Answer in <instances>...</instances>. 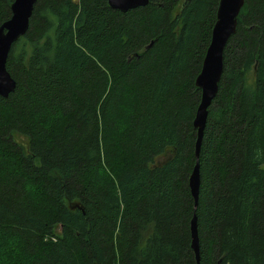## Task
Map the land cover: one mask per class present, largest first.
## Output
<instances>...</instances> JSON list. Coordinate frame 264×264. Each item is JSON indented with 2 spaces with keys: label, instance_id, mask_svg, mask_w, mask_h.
Instances as JSON below:
<instances>
[{
  "label": "trees",
  "instance_id": "16d2710c",
  "mask_svg": "<svg viewBox=\"0 0 264 264\" xmlns=\"http://www.w3.org/2000/svg\"><path fill=\"white\" fill-rule=\"evenodd\" d=\"M220 1L38 0L0 95V264H264V0L224 51L197 209L190 187Z\"/></svg>",
  "mask_w": 264,
  "mask_h": 264
},
{
  "label": "water",
  "instance_id": "95a60500",
  "mask_svg": "<svg viewBox=\"0 0 264 264\" xmlns=\"http://www.w3.org/2000/svg\"><path fill=\"white\" fill-rule=\"evenodd\" d=\"M37 2L38 0H14L11 6V17L0 25V95L5 98L9 97L17 87L16 79L7 68L8 57L13 44L28 32ZM108 2L112 8L125 12L132 8L146 6L150 0H108ZM244 4L245 0L220 1L211 43L204 58L202 69L196 78V85L202 90L201 102L194 120V125L198 129L197 165L190 178V187L195 198L196 209L200 192L198 159L209 107L219 91V84L224 71V51L229 39L237 31L238 17ZM191 231L192 246L199 261V236L196 214L191 223Z\"/></svg>",
  "mask_w": 264,
  "mask_h": 264
},
{
  "label": "rangeland",
  "instance_id": "374dc122",
  "mask_svg": "<svg viewBox=\"0 0 264 264\" xmlns=\"http://www.w3.org/2000/svg\"><path fill=\"white\" fill-rule=\"evenodd\" d=\"M255 71H256V69H255V67H253V69L251 70V76H253L254 77V75H255ZM16 139L18 140V141H20L22 144H24V145H28V139H27V137L26 136H23V135H19V134H17L16 135Z\"/></svg>",
  "mask_w": 264,
  "mask_h": 264
}]
</instances>
